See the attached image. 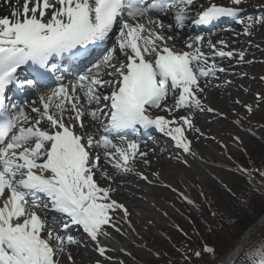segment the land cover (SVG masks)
I'll list each match as a JSON object with an SVG mask.
<instances>
[{"label":"snow or ice","instance_id":"6c2138e0","mask_svg":"<svg viewBox=\"0 0 264 264\" xmlns=\"http://www.w3.org/2000/svg\"><path fill=\"white\" fill-rule=\"evenodd\" d=\"M3 2L11 11L0 16V264H62L65 253L75 264L69 247L89 242L108 260L101 237L110 235L109 228L121 230L118 212L125 222L129 216L128 208L112 198L117 177L109 172H131V162L148 155L128 134L154 128L178 150L190 152L185 129L193 121L177 113L203 110L201 94L207 84L200 83L201 77L224 71L214 62L209 65L202 35L186 44L190 51H177L168 43L173 37L164 34V16L172 17L169 29L183 30L201 0ZM242 3L229 0L228 6H220L209 0L196 9L194 23L238 18ZM258 23L264 24V17L249 22L245 34ZM108 42L111 47H104ZM209 45L213 61L235 55ZM101 48L91 58L92 50ZM239 56L243 59L244 53ZM66 60L77 73L69 83L64 82L68 69L62 67ZM25 71L30 75L22 77ZM13 89L38 100L16 99L10 95ZM97 150H103L110 168L101 166ZM239 171L251 176L248 169ZM258 175L264 178V171ZM48 208L64 217L60 231L41 218ZM73 227L86 239H78ZM202 251L215 249L205 246ZM240 253L243 264H264V240L241 247Z\"/></svg>","mask_w":264,"mask_h":264},{"label":"rangeland","instance_id":"374dc122","mask_svg":"<svg viewBox=\"0 0 264 264\" xmlns=\"http://www.w3.org/2000/svg\"><path fill=\"white\" fill-rule=\"evenodd\" d=\"M259 38V51L256 52L257 56L263 57L255 58L253 62L260 63V66L245 69L244 74L249 76L240 80V84L221 94L206 97H209L215 114L206 116L195 126L198 132L192 135L191 140L197 163L174 155L175 152L173 159L164 155L143 162L141 166L148 176L155 177L161 173L163 182L154 187L146 181V184H133L127 189L130 200L136 198L140 205L135 208L138 211H131L126 219L131 234L128 245L118 252L107 248L108 260L93 249H84L75 258V264H96L97 261L101 264H166L162 258L164 247L156 244L154 238L167 240L165 233L168 232L177 241L182 240L174 232L173 226H169L170 222L173 224L177 220L183 222L184 229L192 233L190 238L186 237L181 242L189 253V258L183 257L186 263L215 264L221 259V252H225V244L234 246L244 228L264 210V194L253 196L251 205L242 202L244 195L250 198L252 187L239 171L238 164L247 162L254 168L264 170V100L257 99L258 95L264 97V28ZM248 107L252 108L251 112ZM261 180L264 182V178L261 177ZM120 196L124 198V195ZM187 215H194L192 219L196 222L187 220ZM232 219L238 223L218 241L214 253L201 252V248L212 242L213 236L209 234L211 226L216 222H231ZM197 227L202 230L200 235L197 234ZM196 235L200 237L198 242L192 239ZM261 240H264V221L251 231L246 249ZM172 243L178 245L180 242ZM187 243L190 245L187 246ZM194 243L198 246L194 247ZM198 250L200 257L194 255ZM243 261L244 256L239 264H243ZM63 262L68 264L65 258Z\"/></svg>","mask_w":264,"mask_h":264},{"label":"bare ground","instance_id":"6f19581e","mask_svg":"<svg viewBox=\"0 0 264 264\" xmlns=\"http://www.w3.org/2000/svg\"><path fill=\"white\" fill-rule=\"evenodd\" d=\"M252 1H256V0H251ZM4 8V7H3ZM0 7V9H3ZM6 9V8H5ZM11 10H3L0 12V14H4V13H7L9 14ZM192 39H188L187 42H185L184 44L186 45L187 43L191 42ZM203 41L205 42V37H203ZM207 42H210L212 43L213 41H207ZM172 103H170L171 105ZM249 133L251 134H256L254 131H249ZM146 144V143H145ZM191 148V147H190ZM160 151V150H159ZM181 151V156H183V158H187L188 160H192V162H195V154H194V150L191 148V151L188 152V153H183L182 150ZM147 152H149V149L147 150ZM197 163V162H195ZM244 175V174H243ZM156 178H152L151 181L152 183H155L156 181H163V178H162V175L161 173H159L158 175L155 176ZM124 179H121V180H115L111 186L113 189L114 188V185L116 187L115 191L112 193L113 195L116 194L117 191H119V194H117V199L120 203H123L127 208H128V211H129V214L132 212L136 213L138 210H135L136 207L139 208V203L138 201L136 200V198H131L130 200V196L129 194L126 192L125 189H123V186L124 185H120L122 182H123ZM103 183V181H101ZM105 186H107V184H105ZM155 186V185H153ZM135 194V193H133ZM120 195H124V198ZM120 196V197H119ZM133 196V195H132ZM129 199L128 201H125V199ZM130 203V204H129ZM123 214L122 213H117V220L119 221L118 223V227L121 229L119 232H117L115 229L113 228H109L108 231L110 233V235L108 237H101V241L104 242V246L106 248H109V249H112L116 252L118 251H123V249L126 248V246L128 245V241L131 240V234L129 232V225L127 222H125L124 220H121L120 217L122 216ZM249 236H250V230L246 231L240 238V242H243V246L244 244L246 243V241L249 239ZM238 243V244H239ZM112 245V246H110ZM75 249L77 250L78 247L75 246ZM119 249V250H118ZM82 249L78 250V254L81 253ZM70 252V251H69ZM236 252H237V248L236 246L234 248H232L226 255L225 259L223 261H221L219 264H228L233 258L234 256L236 255ZM72 254V253H71ZM78 254L76 256V258L78 257ZM72 257L74 259V256L72 254ZM68 261V260H67ZM68 263L71 264L70 261H68Z\"/></svg>","mask_w":264,"mask_h":264},{"label":"trees","instance_id":"16d2710c","mask_svg":"<svg viewBox=\"0 0 264 264\" xmlns=\"http://www.w3.org/2000/svg\"><path fill=\"white\" fill-rule=\"evenodd\" d=\"M259 178L261 179L260 176H259ZM260 183L264 186L263 182H260ZM258 195H259V193L255 192V190H252L250 198H246V201L248 203H250V205H251V200H253V196L259 197ZM237 223H238V221L236 222L234 219H232L231 222H226V223L221 222V224H218L216 222V224L212 225L211 228L209 229V234H210V236L211 235L213 236V239H211L212 242L208 245V247L212 246V248H214L215 245L218 243V241L228 232V230H230ZM199 230H200V233H198V234L200 235L202 233V230L200 228H199ZM188 234L190 235L191 233L188 231ZM193 239L196 240V242H198L200 237H198V235H196ZM225 245L226 246L223 250H226L228 247H230L231 243L225 244ZM201 252H203L202 248H201ZM175 253L176 252H174V254ZM223 253H224V251L221 252V254H223ZM174 254L171 256V262H169L168 264H175L176 261L179 262L178 264H187V263H185L183 256H181V254L179 252L177 253V255H179V257L174 256Z\"/></svg>","mask_w":264,"mask_h":264}]
</instances>
